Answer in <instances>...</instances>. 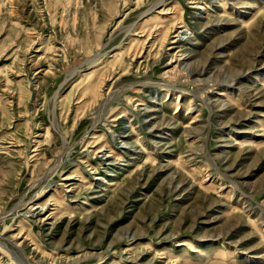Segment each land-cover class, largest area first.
<instances>
[{
  "label": "rangeland",
  "instance_id": "obj_1",
  "mask_svg": "<svg viewBox=\"0 0 264 264\" xmlns=\"http://www.w3.org/2000/svg\"><path fill=\"white\" fill-rule=\"evenodd\" d=\"M0 264H264V0H0Z\"/></svg>",
  "mask_w": 264,
  "mask_h": 264
}]
</instances>
